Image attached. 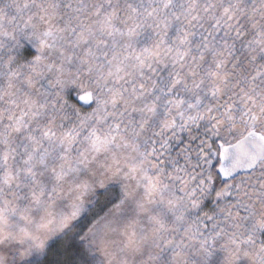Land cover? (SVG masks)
I'll list each match as a JSON object with an SVG mask.
<instances>
[{
	"label": "rangeland",
	"instance_id": "1",
	"mask_svg": "<svg viewBox=\"0 0 264 264\" xmlns=\"http://www.w3.org/2000/svg\"><path fill=\"white\" fill-rule=\"evenodd\" d=\"M130 1L0 0V264L40 257L57 238L93 249L99 264H209L207 257L220 262L223 254L233 264H264L256 236L264 229V160L215 192L211 210L200 172L175 142L178 126L200 115L217 125L225 144L250 129L264 132V68L247 89L235 80L238 100L258 111L252 125L221 113L224 96L210 84L191 81L203 95L185 86L181 97L172 96L163 81L139 93L138 81L152 77L158 62L171 65L179 50L168 39L173 21L166 12L174 0L145 7ZM141 11L158 21L152 35L143 33ZM192 21L186 14V28ZM202 48L206 62L223 54L214 45ZM229 68L224 64L225 73ZM218 77V83L226 78ZM86 90L94 107L63 123L67 111L56 98ZM197 151L205 162L216 156ZM158 157L170 169L164 174L152 160ZM114 183L122 198L113 208L83 232L72 231L75 238L63 233L94 192ZM237 216L250 232L244 240L236 236ZM74 259L81 258L70 256L68 264Z\"/></svg>",
	"mask_w": 264,
	"mask_h": 264
},
{
	"label": "trees",
	"instance_id": "2",
	"mask_svg": "<svg viewBox=\"0 0 264 264\" xmlns=\"http://www.w3.org/2000/svg\"><path fill=\"white\" fill-rule=\"evenodd\" d=\"M132 1L134 4L135 0H131V4ZM142 1L143 7H145L149 0ZM170 6V12H166V18H170L173 21V26L171 27L172 33H170L168 39H170L173 45H177L179 54L175 53L171 65L166 63V61H163L164 63L158 62L152 73V77L146 76L138 81V85L140 84V86L137 87V91L142 94L144 92L150 94L152 92L151 88L155 86L153 82H156L157 85L161 84L160 87L162 86V81L170 82L168 88L170 95L173 96V94L178 92L177 96L179 98L182 96L184 89L187 90L186 88H191L192 91L203 95V93H199V85L193 86V88L190 86L191 81H196L204 87H209L210 84V88H217L218 94L224 96L222 98L224 105L221 107V113H225L226 111L232 112L233 117H235L234 121H245L246 124L252 125L255 121L251 117L254 113H258V111L253 108L252 101L248 103L238 100L240 95L238 93L235 94V80L239 79L240 86L243 89H247L249 81L256 77V71L259 68H264V0H174V3ZM192 12L197 16L195 17L196 22L191 19L190 14ZM186 14H188L189 21H192L189 22L188 26L192 25V28H186L184 23ZM139 15L145 18L141 27L145 29L143 33L152 35V32L157 30L158 21L152 19L149 12L141 11ZM178 24L181 28H177ZM188 30L189 32H187ZM210 45H214L215 49L223 53L217 57L218 61L212 60L211 57L212 61L206 62L209 60L208 55H203V58L199 56L201 54L200 48ZM185 49L188 54H182ZM164 52L161 56L166 55ZM191 56H193L192 64L190 63ZM203 59L205 61L202 65H196L197 60L201 61ZM224 64L230 67V70L226 73ZM99 68L104 67L100 66ZM261 72H264V70ZM218 76H225L227 79L222 78L221 81L224 82L218 83L216 82L219 80ZM200 77H206V79L202 80ZM260 80L254 79L253 83L256 84ZM89 88L91 89L92 87L89 85ZM69 94L63 97L62 101L60 97L56 98L57 102L60 105L62 104L64 110L67 111V116H64L65 120L63 123L69 119L72 122L77 120L73 112H84L94 107L92 103L87 105L78 104L76 98ZM53 97L54 94H50L48 97L52 101V104H54L55 99ZM152 100H155L154 103L158 104L156 99L153 98ZM241 104L244 105L240 107ZM188 107L191 108L189 105ZM203 118L204 116L200 115L199 119H193V124L190 122V119H187L185 121L187 124L184 122V125L178 126L179 133L176 134L175 140L177 141L175 142L182 148V151L185 150L188 158L186 161L193 162L194 169L200 172V178L203 180L205 188L207 189L206 196L208 199L206 200L205 207L213 210L214 208L211 207L214 204L211 199L215 192L222 190L226 182L235 181L242 175H248L252 171L240 174L231 179H222L219 176L217 172L220 156L218 142H221V138L215 133L218 127ZM257 130L264 135L263 130ZM198 146L199 148H205L207 151L212 150L216 152V156L209 154L210 161L205 162L199 158ZM157 159L159 157L156 159L152 158L154 161ZM157 164L160 169V174H164L170 170L164 161H161V163L158 161ZM60 197L62 196L60 195ZM55 198L59 199V197ZM121 198L122 192L116 183L107 185L104 189L94 192L89 199L84 214L78 219H74L76 221L71 223L68 228L66 227L63 233L67 232V235H70L75 229H77L75 234L83 232L109 209L113 208ZM236 218H238L237 221L241 225L239 227L240 230L236 232V236L244 240L245 236L250 235L248 226L238 216ZM219 226H224V224L221 222ZM252 228L254 231H257L258 225L255 223ZM75 234L70 236L75 238ZM225 234H229L228 229L225 230ZM256 236L261 248L259 252L263 254L264 229L262 232L258 231ZM244 243H247V241H244ZM62 244L60 239L57 238L55 243L46 244V248L40 257L23 259L20 262H15V264H68V258L73 255L81 258L79 262L74 259L73 264H99V258L98 260L96 258L93 260V257L91 259L90 254L93 251L92 248L90 252L89 250H85L84 247L78 246L83 245L82 243L73 244L71 242L68 246L66 244L63 246ZM206 260L210 262L209 264H233L231 258H228L224 254L220 262H216L217 259L214 260L208 257Z\"/></svg>",
	"mask_w": 264,
	"mask_h": 264
},
{
	"label": "water",
	"instance_id": "3",
	"mask_svg": "<svg viewBox=\"0 0 264 264\" xmlns=\"http://www.w3.org/2000/svg\"><path fill=\"white\" fill-rule=\"evenodd\" d=\"M93 100L90 90L76 96L78 104L87 105ZM220 150L217 172L222 179H231L251 172L264 160V135L250 129L232 143L218 142Z\"/></svg>",
	"mask_w": 264,
	"mask_h": 264
}]
</instances>
